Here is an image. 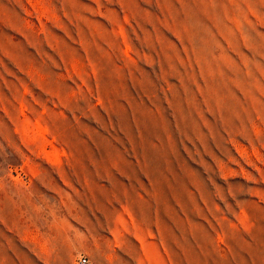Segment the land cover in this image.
Segmentation results:
<instances>
[{
    "label": "rangeland",
    "instance_id": "1",
    "mask_svg": "<svg viewBox=\"0 0 264 264\" xmlns=\"http://www.w3.org/2000/svg\"><path fill=\"white\" fill-rule=\"evenodd\" d=\"M264 264V0H0V264Z\"/></svg>",
    "mask_w": 264,
    "mask_h": 264
},
{
    "label": "built area",
    "instance_id": "2",
    "mask_svg": "<svg viewBox=\"0 0 264 264\" xmlns=\"http://www.w3.org/2000/svg\"><path fill=\"white\" fill-rule=\"evenodd\" d=\"M87 258L86 257H83L81 260H80V263L81 264H86L87 263Z\"/></svg>",
    "mask_w": 264,
    "mask_h": 264
}]
</instances>
